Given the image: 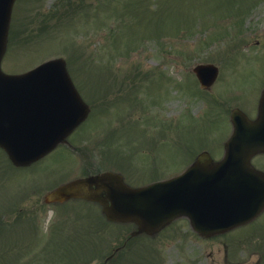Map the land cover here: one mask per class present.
Wrapping results in <instances>:
<instances>
[{
	"label": "rangeland",
	"instance_id": "rangeland-1",
	"mask_svg": "<svg viewBox=\"0 0 264 264\" xmlns=\"http://www.w3.org/2000/svg\"><path fill=\"white\" fill-rule=\"evenodd\" d=\"M58 56L90 113L67 139L74 146L24 170L0 149V264H101L122 246L131 227L118 231L86 205L41 203L50 184L99 169L138 185L185 169L194 152L219 158L230 108L253 117L263 88L264 0H15L2 70ZM202 62L219 68L208 92L192 72ZM75 228L83 240L70 243ZM249 229L142 234L113 264H264V230ZM56 231L64 238L48 237Z\"/></svg>",
	"mask_w": 264,
	"mask_h": 264
},
{
	"label": "water",
	"instance_id": "water-1",
	"mask_svg": "<svg viewBox=\"0 0 264 264\" xmlns=\"http://www.w3.org/2000/svg\"><path fill=\"white\" fill-rule=\"evenodd\" d=\"M13 2L0 0V61ZM193 71L202 87L217 74L212 64H197ZM87 113L63 58L21 74H6L0 68V147L13 164L27 165L45 155ZM232 121L233 133L219 161L212 162L202 152L183 174L143 187H130L118 174L104 172L61 185L46 198L96 200L109 220L134 221L139 231L151 232L181 214H187L203 235L244 223L264 206V174L249 165L251 155L264 151V90L255 119L234 110ZM233 164L237 166L231 169ZM198 178L200 183H194Z\"/></svg>",
	"mask_w": 264,
	"mask_h": 264
},
{
	"label": "flooded vegetation",
	"instance_id": "flooded-vegetation-1",
	"mask_svg": "<svg viewBox=\"0 0 264 264\" xmlns=\"http://www.w3.org/2000/svg\"><path fill=\"white\" fill-rule=\"evenodd\" d=\"M75 87L78 90V92L80 93L79 87H77L76 85H75ZM80 95H81V93H80ZM81 97L83 98L82 95H81ZM149 150L147 152H149ZM154 155H155V152H154ZM259 156H264V153L256 154L251 159V161H253L254 167H256L257 169H260V170L264 171V168L262 167L264 165V160H263L264 157L257 159ZM156 157L158 158V156H156ZM154 161H155V159H154ZM189 163L190 162H188L187 164H189ZM147 169L148 168H143V169L141 168L140 171L143 170L145 172ZM80 170H82V169H80ZM137 171H138V169H137ZM100 172H102V170H99V169L98 170H94V171L84 170L83 173H81V174L79 173V175H77V176H75V177H73L71 179L81 178V177H89L91 175H95V174H98ZM142 178H144V177H142ZM123 179H124V177H123ZM137 179H141V176H137ZM62 181H64V180H62ZM125 181H126V179H125ZM144 182H147V181H144ZM127 183L130 184V182H127ZM139 184H141V183H139ZM51 185H53V184H50L49 186H51ZM45 186L47 187V185H45ZM55 187H56V185H55ZM51 189H53V187H50L48 190L45 191L44 196H43V200L44 201H46V194H47V192L49 190H51ZM44 201H43V203H44ZM47 203H49V202H47ZM50 203H53L56 207L57 206H60V205L61 206H64L66 203H75V204H79L81 206L86 205L88 207H92V208H94L99 213V215H97V217L100 216L102 220L104 219L103 220V223L104 224H107V225L108 224L117 225L119 227L118 231L120 230V227H122V226H129V227H131V230H130L127 238L139 237L142 234H144V235H146L147 237L150 238V241H152L159 233H161L163 231H166V229L171 230L169 234L172 235V236H174V237L180 236V238H182V234H184V232H187V233L188 232H191L192 234H195V235L200 236V233H198L196 230H194L193 226L190 223L189 218L186 215L181 216V217H178L175 220H173V221H171V222L163 225L162 227H160V228H158L156 230L153 229L154 231L148 233V232H145V231L140 232L139 231L140 226L137 225V224H135V223L124 222V221H120V222H110V221L106 220L105 216L101 212V206L98 205V203L96 201H89V200H86V199H83V198H69V199H66L64 201H53V202H50ZM262 217H264V214L263 213H260L257 217H255L254 219H252L250 222L246 223L245 225H242V226H239V227L230 229V230L225 231L223 233L215 234L214 236H218L219 237V236H222L223 234H227L228 232H232V231H234L236 229H249L250 228L249 231H253V230H255V231L256 230H264V222L263 221H260L262 219ZM174 225H176V227L173 228ZM78 230L79 229H76L75 228V230L73 232H71V234L74 237L70 238V240H71L70 243H72L74 241H78V240L79 241L80 240H83L82 237H81V233L79 232L80 230L79 231ZM119 233H124V232L121 230ZM60 234L61 233L58 232V231H56V232H50V233H48V237L49 238H55V239H59V238H62V237L64 238V233L61 234V235ZM127 238H125L122 246L125 244V241H126ZM122 246L121 247H115L113 250H111L109 253H107V255L105 257H103L104 259L101 262V264H113V263H115V261L117 259V253H118L117 251L119 249H121ZM67 247H68V244H67Z\"/></svg>",
	"mask_w": 264,
	"mask_h": 264
}]
</instances>
